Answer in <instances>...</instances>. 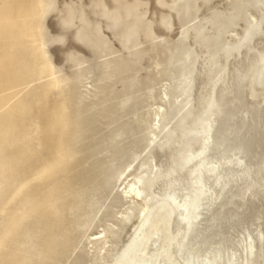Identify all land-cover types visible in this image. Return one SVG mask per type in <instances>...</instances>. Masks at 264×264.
Segmentation results:
<instances>
[{"label":"bare ground","instance_id":"1","mask_svg":"<svg viewBox=\"0 0 264 264\" xmlns=\"http://www.w3.org/2000/svg\"><path fill=\"white\" fill-rule=\"evenodd\" d=\"M197 1L173 0L185 29L178 40L155 44L143 75L144 51L135 47L148 28L131 12L135 6L112 21L124 57L106 47L99 66L82 69V80L76 74L65 80L50 64L41 87L67 90L69 103L61 98L54 119L33 140L22 125L21 135L11 131V110L21 105L27 116L32 71L49 59L42 37L26 47L37 51L27 57L26 50L20 75H13L17 90L9 81L11 92L1 97L0 174L4 166L13 179L35 169L17 188L19 214L7 209L0 264H264V223L250 228L264 221V205L254 202L264 200V38L254 40L264 0H228L205 22L185 26ZM78 39L105 47L101 37ZM159 80L167 83L158 90ZM250 86L262 89L260 101L246 100ZM31 140L36 143L13 149ZM45 149L49 157H39ZM4 184L0 179V194ZM127 227L133 232L124 242Z\"/></svg>","mask_w":264,"mask_h":264},{"label":"rangeland","instance_id":"2","mask_svg":"<svg viewBox=\"0 0 264 264\" xmlns=\"http://www.w3.org/2000/svg\"><path fill=\"white\" fill-rule=\"evenodd\" d=\"M179 1L180 0H177V2ZM172 2L173 0H0V130L4 128L6 116L2 115L1 117V106L5 101H1V97L6 95L9 91L11 92V89L8 90L10 87L9 81L15 84L16 89H14L17 90L19 80L17 81V78H13V75H20L19 73H21L22 70L21 63L26 61V57L24 56L26 50H28L26 53L27 57L33 55L37 51L36 48L30 50L26 47L29 48L33 43H38L42 37V42H44V47L49 59V62L40 65L39 71H32L33 84L30 86L32 87V91L27 98L28 100H26L24 104V111L27 113V116H25L27 118L25 117L23 119L21 116V105L15 104L11 110V114L14 116L11 131L15 132V134L19 133V135H21V128L24 126L26 134L33 140V137L39 133L40 126L42 130L44 124L54 119V114L62 104V99L64 98V101L67 99L69 100L67 97V90L65 89L64 91L62 90V93L59 89L50 90L49 86L42 89L41 84L48 79L50 64L55 74L60 77L62 76L63 79L68 80L70 79V75L76 74V78L82 80L80 75L82 69L87 67L94 70L99 66V64L105 59V54L108 52L106 47H108L110 49L109 51L113 52L114 55L124 57L127 49L120 43L118 39L119 35L116 32L118 27H112V21H114L113 18H116L119 14L125 15V13H128V9L131 6H135L131 12L139 14L148 28L147 34L144 32L139 33L136 39L137 45L135 47L144 51V55L142 56L139 65L143 69L138 73V75H143L153 62V58L149 55L154 53L156 49L155 44L163 42L164 40L176 41L181 37L182 32L185 29L177 13L171 8ZM226 2H228V0H210L206 3L198 0L196 3L195 14L184 23L185 26H191L195 22H205L213 11L224 8ZM98 3H101V6ZM39 11L41 13H39ZM245 14L251 21L249 11H246ZM81 15L84 16L82 17ZM6 17L11 19L10 23L7 22ZM66 20H69V22ZM114 22L118 24V21ZM261 24L262 25H260V28L254 36V40H257L258 42L260 41L259 39L264 38V35L261 34L262 31H264V23L262 22ZM238 28H240V25L230 27V31L227 30L225 32L226 34H224L225 39L226 37L235 34V31L239 30ZM85 33L90 36L103 38L105 40V47H95L86 39H78L81 34ZM20 40L25 42L24 46L19 45L18 41ZM190 40L191 39H187L186 42L193 44L192 40ZM244 48L245 47H242L241 50ZM18 63L21 67H19L20 65L18 66ZM16 68L17 70L14 71ZM18 68L21 70L18 71ZM147 73L148 76H151L152 71L147 70ZM94 74L89 75V78L92 79ZM218 76L215 79H217ZM89 81L90 80H86L84 83ZM164 81L165 80H159L155 89H161V86H164L165 83H167ZM197 83L199 82H196V84ZM117 85L116 86L119 89V84ZM258 90L260 91L262 89L258 87L253 88V86L246 89V100H249V103L258 102L256 99H259V101L261 100L263 91H260L259 93ZM247 92L249 93L247 94ZM68 100L66 103H69ZM15 101L16 100L10 101V103H14ZM156 102L160 103L159 100H156L155 103ZM155 105H153L152 108L156 107ZM68 111L69 108L67 112ZM48 119L50 120L48 121ZM1 136L2 134L0 133V137ZM32 140L25 144L19 143L18 145L13 146V149L18 151L24 146L27 147V145L29 146L36 143V141ZM196 145L197 143H195V146ZM40 156H43L42 158L49 157L48 151L46 149L43 150L39 157ZM162 158L163 155L160 151H156L155 161L161 163L163 160ZM4 168L6 173L2 175L0 174V179L4 178L5 180V184L0 194V209H3V211L0 210V230L2 226L5 225L4 223H6L8 208L14 215L19 214L20 211L18 210H20L22 205L19 197L22 192H18L19 189L17 188H20V180L22 179L21 181H23L27 178L29 176L28 174H31L34 171L35 166L33 165L30 168V172L26 170L27 176H23L24 174H18V176L15 177L17 179H13V177L10 176L11 172L8 169L6 170L5 166ZM26 198V201L28 202L30 198L28 196H26ZM261 201L262 202L254 200L258 206L261 204L264 205V200ZM95 205L96 207L98 205L97 208L103 210L102 204L97 203ZM119 209L123 210L124 207H120ZM69 211H71V208ZM111 222L112 221H108V223H98L92 228V230L88 231V233H98V230L100 232L102 227L110 225ZM261 223H264L263 219L256 220L254 221V225L250 226V228L253 229ZM87 226L88 225L86 224V226L80 225L79 227L86 230ZM127 231H129V233L127 232L126 234H123L124 242L129 239L133 229L131 230V228L127 227ZM19 245L23 246L24 243L21 242Z\"/></svg>","mask_w":264,"mask_h":264},{"label":"snow or ice","instance_id":"3","mask_svg":"<svg viewBox=\"0 0 264 264\" xmlns=\"http://www.w3.org/2000/svg\"><path fill=\"white\" fill-rule=\"evenodd\" d=\"M117 264H119V262H117Z\"/></svg>","mask_w":264,"mask_h":264}]
</instances>
